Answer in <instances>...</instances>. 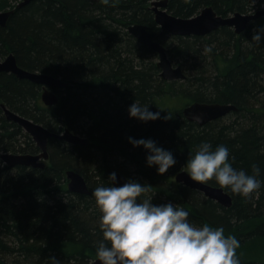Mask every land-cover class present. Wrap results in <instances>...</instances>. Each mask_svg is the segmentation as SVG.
<instances>
[{
	"label": "trees",
	"instance_id": "1",
	"mask_svg": "<svg viewBox=\"0 0 264 264\" xmlns=\"http://www.w3.org/2000/svg\"><path fill=\"white\" fill-rule=\"evenodd\" d=\"M19 1L0 0V12L14 10L0 27V62L12 53L23 69L69 86L57 92L59 103L48 107L41 86L0 73V264H53L52 257L59 264H92L102 238L92 192L109 185L112 172L152 185L147 195L154 204L176 203L194 223L223 227L240 242L241 264H264V186L248 197L224 188L233 199L226 208L172 178L203 140L227 145L236 168L251 173L256 163L264 170V40L250 44L264 17L241 35L221 27L207 36L175 37L155 23L153 0H32L17 8ZM207 7L224 17L262 8L252 0H168V12L180 18ZM134 24L150 27L170 60L182 66L185 80L162 79L152 59L157 54L129 33ZM134 101L161 117L130 118ZM194 102L231 104L237 111L199 126L183 115ZM2 105L52 132L84 135L91 144L50 139L44 169L11 168L3 154L36 155L40 149L7 120ZM168 113L171 118L165 119ZM129 137L154 140L173 152L176 164L159 175L147 166L146 150L133 147ZM68 171L87 180L90 195L69 191ZM204 183L220 187L214 179Z\"/></svg>",
	"mask_w": 264,
	"mask_h": 264
},
{
	"label": "clouds",
	"instance_id": "2",
	"mask_svg": "<svg viewBox=\"0 0 264 264\" xmlns=\"http://www.w3.org/2000/svg\"><path fill=\"white\" fill-rule=\"evenodd\" d=\"M253 4L264 0H252ZM264 40V27L254 30L250 44ZM129 117L142 122L155 121L161 112H153L149 105L134 101L128 109ZM165 119H170L168 113ZM198 120L199 117H196ZM133 147L146 150V164L164 175L176 164L172 151L158 146L148 138L129 137ZM230 149L225 144L213 147L208 140L201 141L184 165L193 181L215 180L244 197L264 186L259 164L253 163L251 173L233 166ZM109 185H99L93 192L99 215L102 238L95 244V255L100 264H241L236 250L240 246L234 235H226L223 227L198 225L189 219L183 206L167 202L154 204L147 195L152 185L139 181L117 186V175L112 172ZM53 264H59L55 257Z\"/></svg>",
	"mask_w": 264,
	"mask_h": 264
},
{
	"label": "water",
	"instance_id": "3",
	"mask_svg": "<svg viewBox=\"0 0 264 264\" xmlns=\"http://www.w3.org/2000/svg\"><path fill=\"white\" fill-rule=\"evenodd\" d=\"M32 0L22 1L17 8L23 7ZM100 2L101 0H93ZM168 0H160L153 3L152 11L154 12L155 23L165 32L175 37H192L207 36L221 27L234 28L236 34L245 32L250 24L264 17V9L256 13L242 14L235 13L224 17L218 15L212 7L203 9L198 15L192 18H180L170 14L167 10ZM14 13V10L0 12V27H5ZM129 33L134 36L141 44L159 56L157 67L161 70V77L166 81H182L186 75L182 66L175 65L168 57L167 49L160 42L153 39L150 27L144 24L130 26ZM0 73H9L15 75L18 79L28 80L42 87L41 99L44 105L48 107L56 106L60 97L57 93L60 89L67 88L68 83L39 72H31L23 69L18 65L17 58L14 54H9L0 62ZM7 120L17 123L21 126L36 142L40 153L32 154H14L6 153L2 155L3 162L11 168L16 166H26L38 169H44L50 159L48 145L50 139L65 141L71 145L87 146L91 141L85 136L72 133L65 130L62 133H55L44 126L35 123L14 113L2 105ZM237 107L231 104L219 103H199L194 102L183 109V115L190 121L197 123L199 126H205L208 123L222 119L232 112H236ZM196 117H199L197 120ZM117 186L128 182V178L117 173ZM68 188L71 193L90 195L87 180L78 172L68 171L66 173ZM178 185H183L192 190L202 193L206 198L213 200L223 207L231 208L233 206L232 197L226 193L224 188L214 187L204 182L193 181L188 177L187 172L183 169L175 176ZM92 264H100L98 258Z\"/></svg>",
	"mask_w": 264,
	"mask_h": 264
},
{
	"label": "rangeland",
	"instance_id": "4",
	"mask_svg": "<svg viewBox=\"0 0 264 264\" xmlns=\"http://www.w3.org/2000/svg\"><path fill=\"white\" fill-rule=\"evenodd\" d=\"M23 0H20L19 1V3H21ZM154 1H158V0H153V2ZM152 2V3H153ZM264 9V7H262L261 9H259V10H263ZM258 9H257V11H259ZM253 14V13H252ZM152 59H154V61L157 63L158 61H159V58H158V56L156 55V56H154ZM61 133V132H60ZM81 136H84V135H81ZM184 169V167H182V170ZM185 170V169H184ZM175 176H176V173H174L173 175H172V178H173V180H174V182H176L175 181ZM257 253V252H256ZM260 255H262V256H264V254H262V253H260Z\"/></svg>",
	"mask_w": 264,
	"mask_h": 264
},
{
	"label": "bare ground",
	"instance_id": "5",
	"mask_svg": "<svg viewBox=\"0 0 264 264\" xmlns=\"http://www.w3.org/2000/svg\"><path fill=\"white\" fill-rule=\"evenodd\" d=\"M158 1H160V0H158ZM154 2H156V1H154ZM153 2V3H154ZM153 3H152V7H153ZM7 10V9H6ZM167 10H168V7H167ZM247 14H249V13H247ZM262 18V17H261ZM258 20V19H257ZM134 25H136V24H134ZM133 26V25H132ZM130 28V27H129ZM234 29V28H233ZM235 30V29H234ZM236 33V32H235ZM238 35H241V34H238ZM167 53H168V51H167ZM155 54H157V53H155ZM158 55V54H157ZM158 58H159V56H158Z\"/></svg>",
	"mask_w": 264,
	"mask_h": 264
},
{
	"label": "flooded vegetation",
	"instance_id": "6",
	"mask_svg": "<svg viewBox=\"0 0 264 264\" xmlns=\"http://www.w3.org/2000/svg\"><path fill=\"white\" fill-rule=\"evenodd\" d=\"M42 95V94H41ZM36 143V142H35ZM37 145V144H36Z\"/></svg>",
	"mask_w": 264,
	"mask_h": 264
}]
</instances>
